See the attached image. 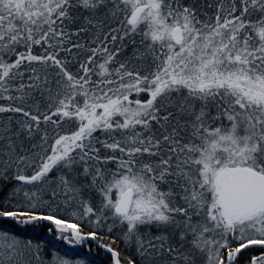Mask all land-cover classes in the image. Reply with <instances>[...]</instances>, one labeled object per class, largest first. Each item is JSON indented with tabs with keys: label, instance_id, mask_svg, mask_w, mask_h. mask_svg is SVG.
Masks as SVG:
<instances>
[{
	"label": "snow or ice",
	"instance_id": "1",
	"mask_svg": "<svg viewBox=\"0 0 264 264\" xmlns=\"http://www.w3.org/2000/svg\"><path fill=\"white\" fill-rule=\"evenodd\" d=\"M93 246L264 264V0H0V264Z\"/></svg>",
	"mask_w": 264,
	"mask_h": 264
},
{
	"label": "trees",
	"instance_id": "2",
	"mask_svg": "<svg viewBox=\"0 0 264 264\" xmlns=\"http://www.w3.org/2000/svg\"><path fill=\"white\" fill-rule=\"evenodd\" d=\"M37 235L38 236H44L46 239L48 238L46 236L45 232H40ZM81 251L84 252L85 254H87V249H82ZM81 258H83V257H81ZM87 259L93 261V264H101V261H104L105 257H104V254L102 251L97 252L95 246H93L92 253L90 256H87Z\"/></svg>",
	"mask_w": 264,
	"mask_h": 264
}]
</instances>
